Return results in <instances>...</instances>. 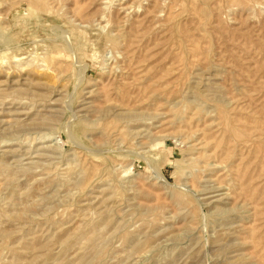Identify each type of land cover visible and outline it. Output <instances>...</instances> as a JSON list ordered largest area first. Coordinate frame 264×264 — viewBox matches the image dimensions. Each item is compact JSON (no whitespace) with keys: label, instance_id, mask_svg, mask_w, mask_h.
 I'll list each match as a JSON object with an SVG mask.
<instances>
[{"label":"rangeland","instance_id":"374dc122","mask_svg":"<svg viewBox=\"0 0 264 264\" xmlns=\"http://www.w3.org/2000/svg\"><path fill=\"white\" fill-rule=\"evenodd\" d=\"M0 264H264V0H0Z\"/></svg>","mask_w":264,"mask_h":264}]
</instances>
